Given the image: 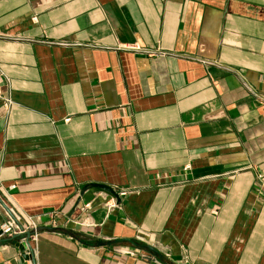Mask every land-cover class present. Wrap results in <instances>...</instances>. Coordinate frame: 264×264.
Listing matches in <instances>:
<instances>
[{
	"label": "crops",
	"instance_id": "1",
	"mask_svg": "<svg viewBox=\"0 0 264 264\" xmlns=\"http://www.w3.org/2000/svg\"><path fill=\"white\" fill-rule=\"evenodd\" d=\"M0 184V264H264V0H0Z\"/></svg>",
	"mask_w": 264,
	"mask_h": 264
},
{
	"label": "built area",
	"instance_id": "2",
	"mask_svg": "<svg viewBox=\"0 0 264 264\" xmlns=\"http://www.w3.org/2000/svg\"><path fill=\"white\" fill-rule=\"evenodd\" d=\"M137 50L136 48H132ZM146 54H156L155 51H144ZM243 86L249 90L250 87L248 84L243 83ZM12 103L10 98H4L3 104L4 106L8 107ZM15 189V185L11 184L8 186H4L0 184V240L3 238H8L12 236H17V240L19 243L24 244V252L27 255L31 256L32 247L30 244V240L34 239L38 235V224L35 221L33 216L28 214H23L22 216L14 215L9 206L7 201L11 199L12 191ZM116 192V191H115ZM117 196L120 198L126 194V191L121 190L117 191ZM104 206L111 210L117 207V200L113 195H109L108 200L104 202ZM90 208L89 203H85L81 206V211L85 212ZM30 233L28 237V242H25L26 234ZM120 252L123 254L134 255V250L128 249H120Z\"/></svg>",
	"mask_w": 264,
	"mask_h": 264
},
{
	"label": "water",
	"instance_id": "3",
	"mask_svg": "<svg viewBox=\"0 0 264 264\" xmlns=\"http://www.w3.org/2000/svg\"><path fill=\"white\" fill-rule=\"evenodd\" d=\"M91 188H97V189H101L111 195H113L117 202L119 201V197L117 196V193L112 189L110 188L109 186L107 185H104V184H98V183H89V184H86L85 186L82 187L81 191H80V196L78 197V199L76 200L74 206H73V209L75 208V206L78 204V202L80 201V197L83 195V193L88 190V189H91ZM73 209L71 210V212L73 211ZM30 233H27L26 234V239H25V242L27 243L28 242V237H29ZM8 240H11V241H15L17 239V236H12V237H8L7 238ZM117 243H129L131 244L132 246L136 247V248H139V249H143L149 253H152L154 255H156L157 257H159L161 259V254L153 247L147 245V244H144V243H141L137 240H133V239H123V238H116V239H113V240H108L106 242V244L110 245V244H117ZM17 247L21 253V256L26 259V260H30L31 262H33V259L31 258L30 255H27L25 254L24 252V244L23 243H19L17 242Z\"/></svg>",
	"mask_w": 264,
	"mask_h": 264
}]
</instances>
